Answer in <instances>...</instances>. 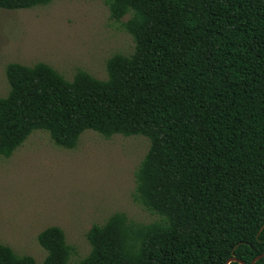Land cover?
<instances>
[{"label":"trees","instance_id":"obj_1","mask_svg":"<svg viewBox=\"0 0 264 264\" xmlns=\"http://www.w3.org/2000/svg\"><path fill=\"white\" fill-rule=\"evenodd\" d=\"M106 3L113 18L130 14L133 52L110 56L105 79L8 63L0 155L34 129L68 149L85 129L145 136L135 195L160 219L136 227L110 215L87 231L89 253L75 263L62 229L48 226L41 263L0 242V264H264V0Z\"/></svg>","mask_w":264,"mask_h":264},{"label":"rangeland","instance_id":"obj_2","mask_svg":"<svg viewBox=\"0 0 264 264\" xmlns=\"http://www.w3.org/2000/svg\"><path fill=\"white\" fill-rule=\"evenodd\" d=\"M129 15L113 18L106 0L0 8V96L9 90L10 62H43L66 80L78 70L105 79L107 59L134 50L124 27ZM148 146L142 135L104 137L85 129L68 149L48 132L32 130L10 155H0V242L41 263L46 250L37 235L58 226L70 249L68 262L75 263L89 253L87 231L110 215L121 213L136 227L158 221L135 195V173Z\"/></svg>","mask_w":264,"mask_h":264},{"label":"water","instance_id":"obj_3","mask_svg":"<svg viewBox=\"0 0 264 264\" xmlns=\"http://www.w3.org/2000/svg\"><path fill=\"white\" fill-rule=\"evenodd\" d=\"M261 255H264V251L261 253ZM260 255V256H261ZM232 259H235V258H232ZM240 261V260H239ZM242 264H244L242 261H240Z\"/></svg>","mask_w":264,"mask_h":264}]
</instances>
